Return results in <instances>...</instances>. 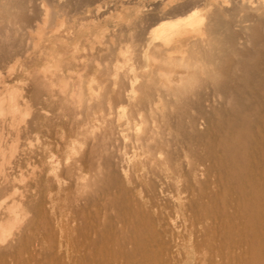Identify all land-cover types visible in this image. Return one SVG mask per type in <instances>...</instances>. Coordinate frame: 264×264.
I'll return each instance as SVG.
<instances>
[{"label": "bare ground", "instance_id": "6f19581e", "mask_svg": "<svg viewBox=\"0 0 264 264\" xmlns=\"http://www.w3.org/2000/svg\"><path fill=\"white\" fill-rule=\"evenodd\" d=\"M93 1L0 0V62L13 55L6 49L28 51L34 40L25 36L27 25L19 21L25 11L28 15L37 11L41 16L39 31L48 29L45 34L49 37L61 38L60 27L67 22L63 31L73 40L78 36L79 18L62 19L53 25V15L61 12L63 17L64 7L75 3L90 6ZM137 1L116 5L105 1L103 11L101 7L84 8L88 21L96 17L109 20L113 14L118 18L107 34L98 35L94 43L87 41L89 55H77L78 44L68 47L67 39L57 41L61 42L59 50L55 45L46 49V62L52 67L79 66L74 76L62 75L61 70V76L47 72L46 64V68H33L18 85L11 84L15 76L9 80V73L0 78V148L6 149H0V192L10 195L14 190L7 189L8 184L26 181L23 190L27 197L16 203L11 196L14 200L9 205L4 201L5 192L3 200L0 195V204L4 201L3 207L8 205L7 209L0 206L7 210L0 212L4 214L0 216V264H175L169 223L157 203L163 186L158 183L161 173L172 164L170 170L186 164L182 175V167L171 172L185 176L184 189L201 212L190 226L192 234L206 241L203 264H264V105L255 119L251 114L233 116L223 125L224 136L214 143L204 141V132L197 131L198 121L208 122L221 105L220 98L228 99L226 106L231 104L228 96L232 95L221 89L226 83L221 66L241 69L246 54L253 50V56L258 47L264 48V0ZM54 3L63 6L55 11ZM115 52L126 55L113 62L110 56ZM207 84L214 88L211 98L207 93L203 106L196 113L192 108L193 116L187 121L188 144L193 139L199 141L201 152L187 146L191 151H183L181 160L168 149V120L186 109L182 102L190 104L187 99L201 96L200 88ZM101 98L106 104L99 109L103 112L96 114L99 110L94 109L103 104ZM116 108L126 111L121 123L115 120ZM176 109L180 110L174 113ZM55 123L68 125L69 132L57 134L60 137L52 148ZM32 138L36 144L31 143ZM119 142L124 149L130 143L137 152L129 156L130 152L120 151ZM52 149L59 154L53 155L57 160L52 158ZM139 155L143 173L134 178L131 159ZM101 182L109 185L106 190L111 186L115 192L111 189L106 196L104 191L103 212L91 200L93 193L100 192L96 185ZM61 197L70 200L64 199L71 210L70 219L64 217L65 223L54 211V205L61 201L55 204L56 199ZM57 215L62 216L61 212Z\"/></svg>", "mask_w": 264, "mask_h": 264}, {"label": "rangeland", "instance_id": "374dc122", "mask_svg": "<svg viewBox=\"0 0 264 264\" xmlns=\"http://www.w3.org/2000/svg\"><path fill=\"white\" fill-rule=\"evenodd\" d=\"M105 1L106 2H109L108 4L109 5H116V4H121L120 2H123V3H128V2H131V3H135V2H138L137 0H126V2H125V0L123 1V0H94L93 1V3L90 5V6H85L84 4H70L69 6H67V7H64V10H63V17H62V15H61V12H59L58 14L59 15H53V25H57L59 22H61L62 21V19H66V21H67V19H71L72 17H74V18H79V21L77 20V19H75L76 20V26L77 27H79V29L77 28L76 29V33H77V35L78 36H76L75 37V39L73 38V40H72V37L73 36H69V35H71V34H66L65 33V31H63V29L66 27V25H67V22L66 23H62L63 25H62V27H60V30L61 31H59V35L61 36V38H58V36L57 37H53V36H51V37H49V34L48 35H46L45 33L47 32V30L48 29H43L42 31L40 30L39 31V27H41V16L37 13V11H33L32 13H30L29 15H28V13L25 11V13L23 14V16H22V18H21V20L19 19V21H20V24H22V25H27L26 27H27V30H26V37H33V42L32 43H30L29 44V50L28 51H25V49H23V50H21V51H18V50H15L14 49V47L13 48H11V49H6L7 50V52H8V50H9V52L11 51V53L13 52V55L6 61V62H3V63H1L0 62V69H1V71H0V78H6V76L8 75V73H9V76H11V78H9V80H11L14 76V78H15V80H14V78L12 79V81H11V84L12 83H14V85H18L20 82H21V79H25L26 80V75L28 76V73H29V71H31L33 68H37V69H42L43 67H45V66H47V65H49V66H47L48 68H46V71L47 72H52V73H57V75H59L60 73V70H61V72H64V73H62V75H64L65 74V76H74L75 75V73H77V71L76 70H78L79 71V69H80V67L79 66H74V65H72V66H70V67H68V68H64V67H52V65H51V63L49 64H47V60H46V58H45V53H46V51H47V53L49 52L48 50H46V49H48L49 47L51 48V47H53L54 45H55V47H56V50H59V46H60V44H61V42L59 43L58 42V44H57V41H60V40H65V39H67L68 40V43H67V46L68 47H71V48H73L74 46H75V44L77 45L78 44V50L77 51H79V53L77 54V55H79V56H87V55H89V50H88V45H87V41L89 42V40L91 39V41L90 42H92V43H94L95 41H97V40H95V39H99L100 37H101V34L102 33H105V34H107V32H109L110 30H111V28H112V26L114 25V23L117 21V17H115L116 15L115 14H113V15H115V16H110L109 18H107V19H109V20H104V18L103 17H96V18H93L91 21L89 20L88 21V18H87V14H86V7H87V9L89 8V9H93V8H95V7H103L104 8V5H105ZM135 1V2H134ZM142 1H148V0H140V2H142ZM156 1V0H155ZM157 1H163V2H165L166 0H157ZM103 2V3H102ZM168 2H171V1H168ZM168 2H165V3H168ZM84 3V2H83ZM96 3H98V4H100V5H98V4H96ZM55 4V6H54V9H55V11H57V10H59L60 8H61V6H63V3H54ZM58 4V5H57ZM93 4H95V6L93 5ZM169 4V3H168ZM85 7H84V6ZM97 5V6H96ZM105 6H107V5H105ZM100 8L99 10L100 11H103V8ZM85 8V9H84ZM63 9V8H62ZM67 10H68V12H67ZM85 10V11H84ZM66 13V14H65ZM85 14V15H84ZM68 16V17H67ZM86 18H85V17ZM82 17H83V19H82ZM112 17H114V18H112ZM36 18V19H35ZM82 19V20H81ZM81 20V21H80ZM114 20V21H113ZM29 22V23H28ZM91 23V25H90V23ZM110 22V23H109ZM81 24V25H80ZM85 25V26H84ZM86 27V28H85ZM88 28V29H87ZM107 28V29H106ZM109 28V29H108ZM95 29V30H94ZM101 29L103 30V31H101ZM85 31V32H84ZM41 32H42V34H41ZM81 33V35L80 34H78V33ZM64 34L65 35H67V38H66V36H64ZM105 34H102V36L103 35H105ZM100 37H99V36ZM96 36V37H95ZM48 37V38H47ZM70 37H71V39H70ZM93 37V38H92ZM98 37V38H97ZM69 38V39H68ZM40 39V40H39ZM59 39V40H58ZM45 40H46V42H45ZM53 40V41H52ZM71 40V41H70ZM93 40H95V41H93ZM82 41V42H81ZM40 42V43H39ZM41 42H43V43H41ZM48 42V43H47ZM78 42V43H77ZM89 42V43H90ZM45 43H47V44H45ZM50 43V44H49ZM16 44V43H15ZM49 44V45H48ZM69 44V45H68ZM81 44V45H80ZM86 44V45H85ZM36 45H37V49H36ZM50 45H53V46H50ZM31 46V47H30ZM81 46H82V48H84L83 50H81ZM84 46V47H83ZM33 47V48H32ZM40 47V48H39ZM32 48V49H31ZM50 48H49V50H50ZM255 48L256 47H254V51H255ZM257 49V48H256ZM45 52H44V51ZM52 50H54V52L56 51L54 48L52 49ZM86 52H85V51ZM15 51V52H14ZM16 51H18V52H16ZM122 51V50H121ZM253 50H251V52H252ZM2 53H3V51H1ZM38 52H39V54H38ZM81 52H83V53H81ZM117 52L118 53H120L119 52V50H117ZM248 52H250V51H248ZM249 53L248 55L246 54L245 56H244V63H242L240 66H241V69H240V67H238L237 69H235L236 70V72H234L233 70H232V68H228V69H224L223 68V65L221 66V72L222 73H224V77L222 78L224 81H226V83H224L225 85L224 86H222L221 87V89H225L227 92H228V94L230 93L232 96H228V98L230 97V99H231V101L229 100V103H231L229 106H226V104H227V100L225 101V99H223V98H220L219 100H220V103L219 104H221V105H218V109L216 110V112L213 114L212 113V115H211V117L209 116L208 117V122H203L202 121V123H201V121L199 120L198 122H200L199 124H198V129H197V131L198 132H204V134L203 135H205V138H204V141H206V142H208V143H214V142H216L217 140H219V138H221L222 136H224V134L226 133V128L223 126V125H225V123L226 122H228V121H230V120H232V119H234L233 118V116L235 117H237V116H242L243 114H247V115H249V114H251L252 115V119H255L256 117V115L258 114V112H259V109H260V107L262 106V105H264V48H259L258 47V51L256 50L255 52L256 53H253V56H252V53ZM33 53V54H32ZM77 53V52H76ZM85 53V54H84ZM15 54H17V55H15ZM31 54V55H30ZM38 54V55H37ZM41 54V55H40ZM42 54H44V57H43V55ZM55 54V53H54ZM115 55H112V56H110V59L113 61V59L114 60H116V58H120V56H125L126 54H117L116 52L114 53ZM254 54H258L256 57H255V55ZM16 57H15V56ZM26 55V56H25ZM28 55H29V57L31 56V59L28 57ZM37 56V57H36ZM20 57H21V59H20ZM26 57V58H25ZM36 57V58H35ZM40 57H41V59H40ZM249 59H248V58ZM16 58H18L17 60H16ZM33 58H35L34 60L36 61H34L33 60ZM45 58V59H44ZM23 59V60H22ZM44 59V60H43ZM23 61V62H22ZM250 61H252V65H251V67L249 68V64H250ZM36 63V65L37 66H35V63ZM113 62H115V61H113ZM18 63V64H17ZM20 63V64H19ZM34 63V64H33ZM47 64V65H46ZM5 65V66H4ZM20 65V66H19ZM9 66V67H8ZM33 66V67H32ZM51 66V67H50ZM74 66V67H73ZM11 67V68H10ZM15 67V68H14ZM20 67V68H19ZM22 67L26 70V72L25 71H22V70H24V69H22ZM32 67V68H31ZM263 67V68H262ZM4 68H6V69H4ZM56 69V71H54L55 69ZM60 68V69H59ZM64 68V69H63ZM71 68V69H70ZM79 68V69H78ZM10 69H11V71H10ZM13 69V70H12ZM20 69V70H19ZM57 69H59V70H57ZM6 70V71H5ZM62 70H64V71H62ZM238 70V71H237ZM243 70V71H245L244 73H243V71L241 72V71ZM7 71H9V72H7ZM70 71V72H69ZM233 71V72H232ZM25 72V73H24ZM14 73H15V75H14ZM27 73V74H26ZM59 73V74H58ZM68 73V74H67ZM73 73V74H72ZM225 73H227V74H225ZM236 73V74H235ZM18 77H17V76ZM2 76V77H1ZM24 76V77H23ZM60 76H61V74H60ZM21 78V79H20ZM85 79H87L86 77H85ZM102 79V78H101ZM141 79L140 78H138V81H140ZM0 81H1V79H0ZM16 81V82H15ZM23 81V80H22ZM86 81V80H85ZM260 84H263V86L262 87H260ZM1 85V84H0ZM208 86V87H207ZM211 85L210 84H207L206 85V87L205 86H203L202 88H200V90L202 91V93H200L201 94V96H198L197 98H196V96H194V98L195 99H199L198 101L196 100L195 102H193V101H190V99L191 100H195L193 97H190L189 99H187V100H189V102H190V104L187 102V101H184L185 102V104L183 105V102H182V107L184 106V108H186V109H184V110H180L181 112H182V114L181 115H179L181 112L179 111H177V109H176V111L174 112V113H177L178 112V115L177 114H175V115H177V116H175V117H172V116H174V114L172 115V116H170V120H168V125H169V122L171 123L170 125H169V129H170V132H169V135L168 136H166L167 138H168V143L167 144H169V146H168V149L170 150V153H176V154H178L179 156H180V159L182 160L183 159V151H184V153L186 152V153H188L187 152V150H190L191 151V148H193L192 150L195 152L196 150L198 151H196V153H200L201 152V150H200V147L198 148V145L197 144H200V142L198 141V142H195V140L193 141V140H191V143L190 144H188V141H190V137H187L186 135L188 134V122H189V118L188 117H190L191 116V114H192V112H193V110H194V112L196 113V111H199L198 109H200L202 106H203V104L205 103L204 102V99L205 98H207L208 96V94L207 93H209L210 95H209V98H211V93H212V90L214 89H211L212 88V86L210 87ZM239 86V87H238ZM238 87V88H237ZM242 87V88H241ZM208 88V89H207ZM238 89V90H237ZM210 91V92H209ZM200 92V91H199ZM203 93H205L204 95H203ZM199 94V95H200ZM207 94V95H206ZM229 94V95H230ZM203 95V96H202ZM260 96V97H259ZM263 96V97H262ZM223 97V96H222ZM238 97V98H237ZM261 97H262V99H261ZM208 98V99H209ZM233 98H234V100H235V103L233 102L234 100H233ZM101 100L103 101L104 100V98H101ZM207 100V99H206ZM205 100V101H206ZM204 103H203V102ZM245 101L247 102V103H245ZM105 101H103V104H102V102H101V104H99L100 106H98L97 108H95L94 110L97 112L99 109H102V108H104L105 107V105L104 104H106V103H104ZM198 102V103H197ZM199 102H200V104H199ZM224 102V103H223ZM240 102V104H238ZM187 104H188V106H187ZM196 104H198V105H196ZM235 104H237L236 106L237 107H234L233 105H235ZM253 104V105H252ZM101 105H102V107H101ZM185 106H187V107H185ZM198 106V107H197ZM224 106H226V107H224ZM231 106V108L230 109H228L227 107H230ZM232 106H233V110H232ZM100 107V108H99ZM178 107H179V105H178ZM188 107H189V109H188ZM200 107V108H199ZM179 108H181V104H180V107ZM192 108H193V110H192ZM239 109V111H238V109ZM123 108H116V110H115V112L116 111H118V112H116V114L114 115L115 116V120L116 121H123L125 118V114H126V111H124V110H122ZM183 109V108H182ZM225 109V110H224ZM227 109V110H226ZM93 110V111H94ZM219 110H221V111H219ZM232 110V111H231ZM94 111V112H95ZM217 111H219V112H217ZM256 111V112H255ZM95 112V113H96ZM99 112V113H98ZM96 114H100V113H102L103 112V110L100 112V110L98 111ZM185 112V113H184ZM232 112V113H231ZM236 113V115H235V113ZM125 113V114H124ZM218 113V114H217ZM123 114V115H122ZM215 114H217V115H219V116H216L215 117ZM262 114H264V112H262ZM187 115H189V116H187ZM193 116V115H192ZM191 116V117H192ZM116 117H117V119H116ZM123 118V120H121ZM181 118V119H180ZM218 118V119H217ZM176 119V120H175ZM212 119V120H211ZM220 119H221V121H222V125H221V121H220ZM202 120V119H201ZM177 121V122H176ZM188 121V122H187ZM217 121H219L220 123H218ZM173 122V123H172ZM119 123H121V122H119ZM184 123V124H183ZM204 124V125H203ZM218 124V125H217ZM179 125V126H178ZM68 127V125H65V126H60V125H58V124H54L53 126H52V136L54 137L53 138V142L57 139V137H58V139H59V137L63 134V132L64 133H67L68 134V132H69V127ZM185 126V127H184ZM222 126V127H221ZM55 127H56V129H57V132H55L56 131V129H55ZM62 130V128H63V131H58V130H60V129ZM173 128V129H172ZM179 128V129H178ZM200 128V129H199ZM188 129V130H187ZM54 130V131H53ZM64 130H66V131H68V132H66V131H64ZM172 130V131H171ZM180 130V131H179ZM222 130H223V132H222ZM174 131V132H173ZM179 131V132H178ZM188 131V132H187ZM208 131V132H207ZM210 131H211V133H212V135H211V133H210ZM60 132H62V134H60ZM175 132H178L179 133V135H177V133H175ZM220 135H216L217 133ZM171 133V134H170ZM224 133V134H223ZM55 134V135H54ZM60 135V136H56V135ZM67 134H65L64 136H67ZM176 135V136H175ZM181 138H179V137ZM189 140H188V139ZM210 138V139H209ZM178 139V140H177ZM206 139H208L209 141H207ZM217 139V140H216ZM34 141V142H33ZM185 141V142H184ZM56 142V141H55ZM55 142H54V146H53V144H52V148L53 147H55L56 146V144H55ZM129 142V141H128ZM171 142V143H170ZM1 143V142H0ZM31 143L32 144H36V141H35V139L34 138H32L31 139ZM120 144H118V145H120V148H121V150L120 151H126L127 153H128V155L129 156H132L135 152H137L136 150H134V149H137V148H134V147H132L131 145H130V143H129V146H127V148L128 147H130L129 149H124L123 148V143H121V142H119ZM186 144V145H185ZM196 144V145H195ZM122 145V146H121ZM195 147H194V146ZM1 146V145H0ZM181 146V147H180ZM187 146L188 147H191V148H189V149H187ZM132 147V148H131ZM3 147H1L0 149H2ZM134 148V149H133ZM197 148V149H196ZM4 149V151H6V149H5V147L3 148ZM2 149V150H3ZM131 149V151H129ZM174 149V150H173ZM183 149V150H182ZM1 150V151H2ZM55 150V151H54ZM133 150V151H132ZM176 150V151H175ZM0 151V152H1ZM52 151H54L53 152V154H52V156L54 155V154H56V149H52ZM138 151H140L139 149H138ZM130 152V153H129ZM133 153V154H132ZM139 153V152H138ZM1 154V153H0ZM57 155H59L58 154V152H57ZM57 155H54L55 157L57 156ZM52 157V158H55V157ZM135 157V159L133 158V159H131V165H132V172H133V177L135 178H139V175L141 174L140 172L142 171V170H140V168L142 167V165H140V163H139V161L140 160H142V155H139V157L138 156H134ZM141 158V159H140ZM58 159V158H57ZM56 158L54 159V160H57ZM138 159H140V160H138ZM136 160V161H135ZM184 160V159H183ZM0 162H1V158H0ZM184 162V161H183ZM1 164V163H0ZM135 164V165H134ZM186 164H183V166H181L180 168H181V173H180V171H179V173L182 175L184 172H186V167H185V169H184V166H185ZM174 168V164H172L170 167H167V168H165L164 167V172L163 173H161L162 174V176L164 177H161L160 178V181L158 182L160 185V189H162V190H159V194H160V192H163V193H161L160 195L159 194H157V203H159L158 204V207L160 206L161 208L159 209L160 210V212L162 213V215H166L165 217H166V221L169 223V231H170V233H171V241H173V243L171 244V245H173V244H175L174 246L176 247V249H174V246L172 247V250H174V251H172V254H173V256H175V258H176V261L177 262H179L180 264H182V261H183V263L185 262H187V264H191V263H193V264H203V261H201V259H203V257H204V254H205V251H206V247L205 246H203V245H206L205 243H206V241H205V243H204V241H202L201 239H200V237H196L195 236V234H192L191 233V226H190V223L192 222V219H193V217H195L196 216V213H197V215H198V213H201L200 211H198V209L197 208H195L196 207V204H197V201H195V199H194V197L192 196H190L189 195V191H187V190H185L184 188V186H185V184H186V181H185V176H180V177H178L177 175L175 176L174 174H172V172L171 171H176V170H180V168L178 167V168H175V169H173V170H170L171 168ZM142 169V168H141ZM170 170V172H168ZM0 171H1V165H0ZM184 171V172H183ZM165 172H166V174H165ZM168 172V173H167ZM142 173H143V171H142ZM1 174V173H0ZM146 174V173H145ZM144 174V175H145ZM163 174H165V175H163ZM147 175H149V174H147ZM171 175V176H170ZM165 176H166V178H165ZM0 177H1V175H0ZM177 177V178H176ZM171 179V180H170ZM166 180V181H165ZM18 181V180H17ZM17 181H13V182H11V184H8V186H7V189H10L11 191H12V188H13V190L14 191H16V194H15V192L14 191H12V193L11 194H13V195H9L8 194V192L6 193L5 191V195H6V198H5V196H3L4 195V192H2L3 194H1V192H0V195H1V197H2V200H3V198H5V200L4 201H7L6 202V204H9V202L12 200H14L13 198H15V200H14V202H20L21 200H24V201H26V199H27V197L25 196V191L23 190V186H25V184H26V181H19V182H17ZM0 182H1V178H0ZM166 182V183H165ZM19 183V184H18ZM102 183V182H101ZM101 183H99V185L97 184L96 185V187L97 186H99L96 190L98 191V189L100 190V192L98 191H96L97 193H96V195H95V193H93V195H95L96 197H98V199L95 197V196H93L92 195V197L93 198H91V200H93L94 202H95V204L97 205L98 204V206L97 207H101L100 208V210L99 211H102L103 212V210H104V208H102V206H103V203H104V201L106 200V196H109L112 192H110V190L111 191H113L114 189L110 186V190L108 191V189H109V185L108 184H106V182H103L102 183V186H104L103 184H105V186L103 187V189H102V187L100 186L101 185ZM163 183V184H162ZM171 183V184H170ZM177 183V184H176ZM21 184V185H20ZM11 185V186H10ZM14 187H13V186ZM16 185V186H15ZM108 185V189L106 190V186ZM19 186V187H18ZM176 186V187H175ZM168 187V188H167ZM15 188L17 189V190H15ZM165 188V189H164ZM173 188V189H172ZM6 189V188H5ZM6 189V190H7ZM157 189H159V187H157ZM176 189V190H175ZM179 191H178V190ZM4 189H2L1 191H3ZM9 190V191H10ZM19 191H21V192H19ZM24 191V192H23ZM94 191V192H95ZM106 192V194H105V192ZM107 191H108V193H109V195H108V193H107ZM10 193V192H9ZM19 193V194H18ZM99 193L102 195H99ZM103 193H104V196H103ZM113 193H115L114 191H113ZM156 193H157V191H156ZM19 196H18V195ZM21 194V195H20ZM184 196H183V195ZM9 195V196H8ZM68 195V194H67ZM106 195V196H105ZM162 195V196H161ZM163 195H164V197H163ZM187 195L189 196V198H190V200H189V198L187 197ZM13 198H12V197ZM20 196H22V197H20ZM186 196V197H185ZM7 197L9 198V199H7ZM100 197V198H99ZM103 197V200L101 199ZM105 197V198H104ZM18 198V199H17ZM68 198H69V196H68ZM66 199V198H64V197H61V198H57L56 199V201L57 202H55V204L56 203H58L60 200V202L58 203V205L59 206H57V204L56 205H54V203H53V205H54V207L56 206V208H54L55 210V216L57 217V219H62L61 221L62 222H68V221H66V220H69L70 219V215H71V210H70V208L68 207V205L69 204H67L65 201H70L69 199ZM163 198V203H162V200L161 199ZM64 199H66L65 201H64ZM0 200H1V198H0ZM18 200V201H17ZM64 201V204L62 205V204H60L61 202H63ZM100 200H101V203H100ZM182 200V201H181ZM3 201V203H5ZM92 201V202H93ZM2 202V201H1ZM0 202V203H1ZM91 202V203H92ZM93 202V203H94ZM161 202V203H160ZM175 202V203H174ZM189 202H190V204H189ZM194 202V203H193ZM3 203H2V205L0 204V206L2 207V208H6L7 209V206H5V207H3ZM10 203H12V202H10ZM67 205H66V204ZM69 203V202H68ZM194 205L193 207H192V204ZM10 205V204H9ZM62 206V208H64V210L62 209V208H59V207H61ZM91 206H92V204H91ZM90 206V204H89V207H91ZM163 206V207H162ZM93 207V206H92ZM66 208H67V210H66ZM58 209V210H57ZM92 209H94V208H92ZM91 208H90V210H92ZM103 209V210H102ZM196 209V210H195ZM0 210H1V208H0ZM56 210H57V212H56ZM60 210V211H59ZM64 212H63V211ZM87 210H89V208L87 207ZM109 210V209H108ZM184 210V211H183ZM189 210V211H188ZM67 211H70V212H67ZM0 212H7V210H5L4 209V211H0ZM60 212H61V214H62V216L61 215H57V214H60ZM68 213H69V215H68ZM101 213V212H100ZM1 214L2 213H0V216H1ZM6 214V213H5ZM178 214V215H177ZM194 214V215H193ZM31 215V214H30ZM67 215L69 216V217H67ZM2 217H4V214H2V216H1V218ZM63 217V218H62ZM66 218V220H65V218ZM168 217V218H167ZM190 217H191V219H190ZM0 218V219H1ZM191 220V221H190ZM110 221H113V218L110 220ZM37 224H38V222H36ZM36 224V225H37ZM185 229V230H184ZM197 234V233H196ZM190 237V238H189ZM199 240L198 242H200L199 243V245H196L195 246V240ZM171 241H170V243H171ZM203 243V244H202ZM202 244V245H201ZM178 250V251H177ZM179 252V253H178ZM184 252V253H183ZM182 253V254H181ZM194 253V254H193ZM180 254V255H179ZM181 257V258H180ZM217 258V257H216ZM214 260H217V259H215V257L213 258ZM180 260H181V262H180ZM177 262H175V264H179V263H177ZM191 262V263H190Z\"/></svg>", "mask_w": 264, "mask_h": 264}]
</instances>
